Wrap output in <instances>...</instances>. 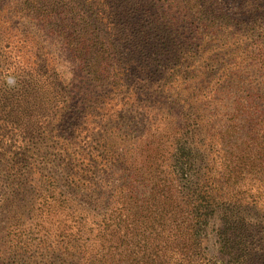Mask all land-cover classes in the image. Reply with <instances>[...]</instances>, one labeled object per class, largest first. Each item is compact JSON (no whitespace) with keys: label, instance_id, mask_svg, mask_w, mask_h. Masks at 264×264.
I'll use <instances>...</instances> for the list:
<instances>
[{"label":"rangeland","instance_id":"1","mask_svg":"<svg viewBox=\"0 0 264 264\" xmlns=\"http://www.w3.org/2000/svg\"><path fill=\"white\" fill-rule=\"evenodd\" d=\"M31 1L0 0V264H84L63 255L61 245L93 246V230L123 186H135L140 204L155 205L170 184L172 155L186 142L199 145L204 167L238 203L231 216L235 249L251 247L252 264H264V40L259 44V32L243 25L255 9L240 15L220 0L221 11L210 14L196 0L178 37L177 5L187 0H161L175 10L170 27L164 25L173 41L168 49L162 26L151 36L168 50V69L130 74L124 83L112 72L102 86L29 16ZM147 1L158 20L156 0ZM43 59L59 71L47 70L51 86L39 77ZM99 65L112 71L111 62ZM68 155L76 168L65 166ZM109 162L116 164L113 173L103 175ZM135 165L148 181L127 173ZM224 222L214 218L209 230L216 264L229 260L217 233Z\"/></svg>","mask_w":264,"mask_h":264},{"label":"trees","instance_id":"2","mask_svg":"<svg viewBox=\"0 0 264 264\" xmlns=\"http://www.w3.org/2000/svg\"><path fill=\"white\" fill-rule=\"evenodd\" d=\"M118 1H122L123 6H113L111 0H51L50 3L47 0H34L33 3L31 1L33 8L29 10V16L42 24L48 30L47 34H54L57 42L66 47L82 69L88 71L89 75L99 76L94 80L100 81L102 86L106 85L112 72L116 80L124 83L130 74L147 76L149 71L154 74L166 71L169 65L164 61V56L168 50L157 44L151 32L162 26L161 37L166 40L169 49L174 35L168 32L170 28L167 26L170 27L168 24L174 21L171 19L174 8L156 0L157 13L160 14L156 20L147 0ZM219 1L201 0V3L211 14L221 11L223 6ZM228 2L229 10L237 7L240 15H247L246 7L255 9L257 16L243 25L250 32H259L261 44L264 40V0ZM181 3L183 5H177L179 16L175 18L179 21L178 31L174 32L178 37L182 36L179 27L185 22L182 21L185 20L183 14L192 10L190 5L196 0ZM138 30L143 31L138 33ZM51 56L47 54V58ZM139 57L143 60L140 61ZM109 62L113 64L112 71H106L99 65ZM37 66L39 77L45 78L46 84L51 86L47 70L51 68L54 74L59 72L55 61L43 59L37 61ZM160 81L150 82L149 88H155ZM157 91L163 93L167 90L163 91V86H158ZM203 130H199L201 134ZM191 133L195 134V131ZM200 150L199 145L189 146L188 142L176 147L172 155V171L165 177L170 184L167 188L163 186L162 197L157 198L155 205H150L149 201L140 204L139 193L132 184L120 188L106 205L108 211L105 219L97 223L93 230L96 232L94 245L63 244L62 254L71 259L79 257L84 264H216L209 252V230L214 218L224 217L225 222L217 233L222 239L221 253L229 258L226 264H252L254 257L251 247L245 245L242 250L235 249L233 243L237 229L231 216L238 203L234 201L232 193L223 191L220 181L213 177L211 168L207 165L204 167L205 156L200 155ZM77 162L68 155L65 166L76 168ZM110 163L103 165L102 169L108 170L103 175L109 171L113 173L116 164L110 166ZM198 163L202 165L198 166ZM229 170H226L224 177L227 184L232 185V172ZM127 173L130 176L138 174L142 181H148V176L140 174L136 165ZM151 193L152 199L156 198L157 192L152 190ZM146 221L149 226L145 225Z\"/></svg>","mask_w":264,"mask_h":264}]
</instances>
